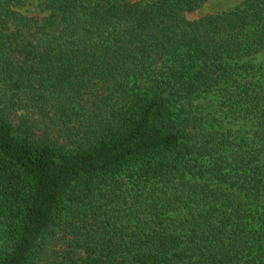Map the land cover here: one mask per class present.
<instances>
[{"label":"trees","instance_id":"16d2710c","mask_svg":"<svg viewBox=\"0 0 264 264\" xmlns=\"http://www.w3.org/2000/svg\"><path fill=\"white\" fill-rule=\"evenodd\" d=\"M206 2L0 0V264H264V0Z\"/></svg>","mask_w":264,"mask_h":264},{"label":"rangeland","instance_id":"374dc122","mask_svg":"<svg viewBox=\"0 0 264 264\" xmlns=\"http://www.w3.org/2000/svg\"><path fill=\"white\" fill-rule=\"evenodd\" d=\"M138 1V0H129ZM243 0H207L199 9L186 12L185 17L189 21H195L206 16L214 15L222 11L230 10L238 6ZM33 10V7H31Z\"/></svg>","mask_w":264,"mask_h":264}]
</instances>
